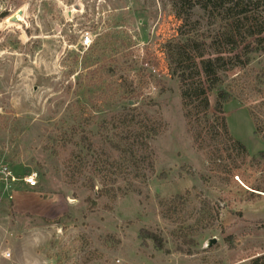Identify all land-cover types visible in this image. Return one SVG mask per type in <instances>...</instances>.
<instances>
[{
    "label": "rangeland",
    "instance_id": "rangeland-1",
    "mask_svg": "<svg viewBox=\"0 0 264 264\" xmlns=\"http://www.w3.org/2000/svg\"><path fill=\"white\" fill-rule=\"evenodd\" d=\"M191 1L0 0V264H251L264 254V51L247 46L206 93L210 130L221 107L244 148L195 142L164 51L187 32L208 49L216 22L188 11ZM21 9L20 23L6 21ZM132 121L160 129L152 154L117 149ZM3 166L36 173L37 186L8 187Z\"/></svg>",
    "mask_w": 264,
    "mask_h": 264
},
{
    "label": "trees",
    "instance_id": "trees-1",
    "mask_svg": "<svg viewBox=\"0 0 264 264\" xmlns=\"http://www.w3.org/2000/svg\"><path fill=\"white\" fill-rule=\"evenodd\" d=\"M258 5L259 0L191 1L188 5V11L199 7L216 22L217 28L211 37L210 44L207 46L208 49L205 51L202 48L203 43H199L191 35V32H187L177 39L171 38L165 42L164 51L169 66L181 85V96L186 110V117L197 127L194 134L195 142L197 143L204 140V135H206V137L211 136L210 138L213 141L226 138L229 142L244 148L230 134L226 114L221 107L216 106L217 113H212L218 122L219 128L216 131L210 130L207 118L211 113V107L206 93L219 88L223 82L221 74L231 69L233 59H240L239 54L242 55L247 46L251 45L255 50L264 51V18L257 17ZM261 18L262 20H260ZM220 94L226 99V91L220 89ZM255 125L257 126L256 121ZM124 132H126L125 141L122 138L123 134L119 135L118 132L115 134L116 136H121L117 149L120 152H124L123 149L127 148L131 153L130 156L135 157L139 147H143L145 151L152 154L148 138L158 135L160 129L147 122L132 121L131 124L126 125ZM131 140L132 142L130 143ZM72 157H79V160H81V156L76 152L72 153ZM72 160H70L69 164L73 162ZM80 170L77 169L78 172ZM103 171L100 170V172ZM106 174L107 179L105 181L107 182L110 181L112 175ZM100 176H102L103 180L105 179L104 174ZM104 190L106 188L102 191L99 190V194H103ZM175 202H167L165 216L173 213L172 206L174 208ZM251 264H264V254L253 257Z\"/></svg>",
    "mask_w": 264,
    "mask_h": 264
},
{
    "label": "built area",
    "instance_id": "built-area-1",
    "mask_svg": "<svg viewBox=\"0 0 264 264\" xmlns=\"http://www.w3.org/2000/svg\"><path fill=\"white\" fill-rule=\"evenodd\" d=\"M92 43V39L90 34H86L82 40V44L86 47H89ZM3 173H6V178L8 179V183H6L8 185V187L11 185L9 183L11 182H15V181H22L25 184H27L29 187H35L38 184V179H37V174L36 173H30L27 175H24L22 178H16L11 171L9 170V168L7 166H3ZM8 256H10V253L7 254Z\"/></svg>",
    "mask_w": 264,
    "mask_h": 264
},
{
    "label": "water",
    "instance_id": "water-1",
    "mask_svg": "<svg viewBox=\"0 0 264 264\" xmlns=\"http://www.w3.org/2000/svg\"><path fill=\"white\" fill-rule=\"evenodd\" d=\"M23 15V10H19L15 15H12L11 17H9L8 19H6V21L8 22H15V23H20L22 20V16ZM217 241L216 238H212L208 241L207 246H211L212 244H214Z\"/></svg>",
    "mask_w": 264,
    "mask_h": 264
},
{
    "label": "crops",
    "instance_id": "crops-1",
    "mask_svg": "<svg viewBox=\"0 0 264 264\" xmlns=\"http://www.w3.org/2000/svg\"><path fill=\"white\" fill-rule=\"evenodd\" d=\"M29 187V186H28Z\"/></svg>",
    "mask_w": 264,
    "mask_h": 264
}]
</instances>
